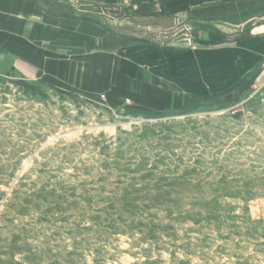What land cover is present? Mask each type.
Returning a JSON list of instances; mask_svg holds the SVG:
<instances>
[{
  "label": "rangeland",
  "instance_id": "obj_1",
  "mask_svg": "<svg viewBox=\"0 0 264 264\" xmlns=\"http://www.w3.org/2000/svg\"><path fill=\"white\" fill-rule=\"evenodd\" d=\"M39 5L71 24L1 16L0 264H264V58L240 91L148 110L108 89L116 31L154 44L144 25Z\"/></svg>",
  "mask_w": 264,
  "mask_h": 264
},
{
  "label": "crops",
  "instance_id": "obj_2",
  "mask_svg": "<svg viewBox=\"0 0 264 264\" xmlns=\"http://www.w3.org/2000/svg\"><path fill=\"white\" fill-rule=\"evenodd\" d=\"M44 1L56 7L79 1L81 6L121 5L136 24L146 25L152 21L159 29L170 28L176 16L187 15V20L199 33L192 41L193 46L184 41L163 46L148 44L116 33L110 52L117 75L110 79L114 83L108 88L109 94L115 100L128 99L144 109L174 110L193 98L230 89L251 74L264 58V0ZM10 2L22 15L28 10L31 12L37 23L36 28L30 29L32 39L41 37L39 22H50L54 26L56 21L71 24L65 13L52 14L39 5V0H0V33L3 31L5 37V27L1 28L5 22L1 16H5ZM242 27L246 28L245 36L227 39L229 33H239L238 28ZM93 33L99 34L95 38L102 36L97 29ZM2 46L0 43V50L4 51Z\"/></svg>",
  "mask_w": 264,
  "mask_h": 264
},
{
  "label": "built area",
  "instance_id": "obj_3",
  "mask_svg": "<svg viewBox=\"0 0 264 264\" xmlns=\"http://www.w3.org/2000/svg\"><path fill=\"white\" fill-rule=\"evenodd\" d=\"M187 15H183L177 19L175 25L167 29H159L156 27H145L146 34L142 35L144 38L151 39L150 41L156 45L163 46L169 42L185 40L192 42L193 31H191L192 25L187 20Z\"/></svg>",
  "mask_w": 264,
  "mask_h": 264
},
{
  "label": "water",
  "instance_id": "obj_4",
  "mask_svg": "<svg viewBox=\"0 0 264 264\" xmlns=\"http://www.w3.org/2000/svg\"><path fill=\"white\" fill-rule=\"evenodd\" d=\"M77 4H79V5H81L80 4V2H78ZM83 7L84 8H86V7H89V9H99L100 10V8H101V6L100 5H90V6H86L85 4L83 5ZM110 7H114V6H110ZM72 8H73V6H72ZM101 11H102V9H101ZM182 16H176L175 18H174V24H173V26L175 25V22H176V20L177 19H179V18H181ZM147 24L146 25H144L145 27H154V25H153V23H152V21H149V22H146ZM192 25V24H191ZM172 26V27H173ZM171 28V27H170ZM238 30H239V32H243L244 33V31H246V28L245 27H242V28H238ZM123 31H126V30H123ZM191 31H193V37H197V35L199 34L198 32H197V30H196V28L195 27H193L192 26V28H191ZM117 33H119V34H123L124 32H118V31H116ZM124 34H128V35H130V36H132V37H134L135 38V35L133 34V33H130V32H127L126 31V33H124ZM139 39H142V40H147V38H144V36L142 37H140Z\"/></svg>",
  "mask_w": 264,
  "mask_h": 264
},
{
  "label": "trees",
  "instance_id": "obj_5",
  "mask_svg": "<svg viewBox=\"0 0 264 264\" xmlns=\"http://www.w3.org/2000/svg\"><path fill=\"white\" fill-rule=\"evenodd\" d=\"M247 82H250V81H248V78L241 81V83H239L237 86H235V88H233V90H236V89H238L239 91L242 90L244 87H246Z\"/></svg>",
  "mask_w": 264,
  "mask_h": 264
}]
</instances>
